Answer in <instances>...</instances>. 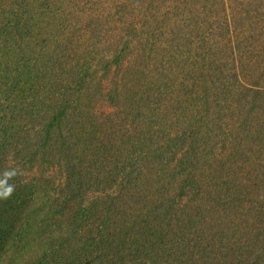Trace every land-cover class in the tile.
Masks as SVG:
<instances>
[{
  "label": "trees",
  "instance_id": "1",
  "mask_svg": "<svg viewBox=\"0 0 264 264\" xmlns=\"http://www.w3.org/2000/svg\"><path fill=\"white\" fill-rule=\"evenodd\" d=\"M6 168L0 264H264V0H0Z\"/></svg>",
  "mask_w": 264,
  "mask_h": 264
},
{
  "label": "clouds",
  "instance_id": "2",
  "mask_svg": "<svg viewBox=\"0 0 264 264\" xmlns=\"http://www.w3.org/2000/svg\"><path fill=\"white\" fill-rule=\"evenodd\" d=\"M20 174L18 169H5L0 173V201L9 200L16 190V185L14 183H9V181L14 180L17 175Z\"/></svg>",
  "mask_w": 264,
  "mask_h": 264
},
{
  "label": "rangeland",
  "instance_id": "3",
  "mask_svg": "<svg viewBox=\"0 0 264 264\" xmlns=\"http://www.w3.org/2000/svg\"><path fill=\"white\" fill-rule=\"evenodd\" d=\"M174 65V64H173ZM155 65H153V67H154Z\"/></svg>",
  "mask_w": 264,
  "mask_h": 264
}]
</instances>
